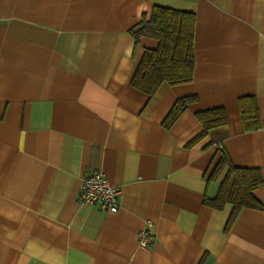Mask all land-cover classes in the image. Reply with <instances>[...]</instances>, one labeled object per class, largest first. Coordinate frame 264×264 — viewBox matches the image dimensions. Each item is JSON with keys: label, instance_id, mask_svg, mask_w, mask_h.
I'll list each match as a JSON object with an SVG mask.
<instances>
[{"label": "crops", "instance_id": "1", "mask_svg": "<svg viewBox=\"0 0 264 264\" xmlns=\"http://www.w3.org/2000/svg\"><path fill=\"white\" fill-rule=\"evenodd\" d=\"M154 6L194 14V68L148 97L130 80L157 41L129 30ZM244 97L255 129L243 128ZM212 108L226 124L190 144ZM221 152L262 177V209L228 228L232 205L203 203L227 173L209 180ZM94 172L118 189L116 212L78 204ZM0 264H264V0H0Z\"/></svg>", "mask_w": 264, "mask_h": 264}, {"label": "trees", "instance_id": "2", "mask_svg": "<svg viewBox=\"0 0 264 264\" xmlns=\"http://www.w3.org/2000/svg\"><path fill=\"white\" fill-rule=\"evenodd\" d=\"M194 26L193 13L167 7L154 6L148 19L143 15L142 20L133 26L129 33L136 42L142 36L153 38L157 41V46L143 51L131 77V86L151 97L162 84L173 86L190 82L194 68ZM194 100L193 96L176 100L163 119L162 125L169 128L180 117L187 104ZM238 104L244 130L258 127L259 117L254 101L244 97L239 99ZM196 118L202 130L190 144L204 137L210 129L222 126L227 121L222 108L200 111ZM225 165L228 166V170L219 184L216 196L204 197L203 203L217 210L223 208L225 204L232 205L226 224L228 228L242 208L262 209L261 204L252 195V191L261 185L262 177L257 169L232 166L226 154L221 152L209 180Z\"/></svg>", "mask_w": 264, "mask_h": 264}, {"label": "built area", "instance_id": "3", "mask_svg": "<svg viewBox=\"0 0 264 264\" xmlns=\"http://www.w3.org/2000/svg\"><path fill=\"white\" fill-rule=\"evenodd\" d=\"M220 150L221 147H218ZM118 189L111 185L101 172L84 176L77 190V202L81 206H94L101 212L117 211ZM138 246L149 250L154 240L153 225L146 222L137 235Z\"/></svg>", "mask_w": 264, "mask_h": 264}]
</instances>
